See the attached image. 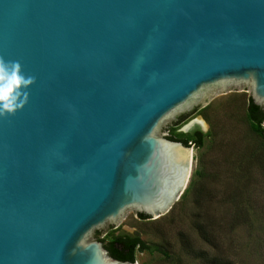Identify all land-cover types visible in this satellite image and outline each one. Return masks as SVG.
Masks as SVG:
<instances>
[{"label": "water", "instance_id": "1", "mask_svg": "<svg viewBox=\"0 0 264 264\" xmlns=\"http://www.w3.org/2000/svg\"><path fill=\"white\" fill-rule=\"evenodd\" d=\"M0 57L36 78L0 118V264H137L94 236L178 201L169 126L232 95L264 122V0H0Z\"/></svg>", "mask_w": 264, "mask_h": 264}, {"label": "rangeland", "instance_id": "2", "mask_svg": "<svg viewBox=\"0 0 264 264\" xmlns=\"http://www.w3.org/2000/svg\"><path fill=\"white\" fill-rule=\"evenodd\" d=\"M248 100L232 95L172 123L165 138L189 143V134L200 129L183 133L184 125L193 119L207 125L202 147L190 145L191 169L180 198L157 219L126 214L95 241L106 243L110 233H125L167 253L135 251L137 264H264V138L251 131Z\"/></svg>", "mask_w": 264, "mask_h": 264}, {"label": "trees", "instance_id": "3", "mask_svg": "<svg viewBox=\"0 0 264 264\" xmlns=\"http://www.w3.org/2000/svg\"><path fill=\"white\" fill-rule=\"evenodd\" d=\"M246 111L252 133L258 138H264V129L262 128V124L264 122L258 115L251 99L248 100ZM206 136L207 135L202 134V132L196 129L189 134L191 144L189 143L188 139L180 140L173 137H167V139L174 142H180L185 147H189L193 144L194 147L200 148L203 144V138ZM197 194L199 195L200 193L197 192ZM197 232L203 242L207 243L208 245L211 243L209 237L204 234L203 229L197 228ZM109 238L110 240L106 243L100 239H97V241L102 243L103 248L107 251L111 258L120 262H134L135 251L148 252L150 254L156 253L164 257L167 256V253L161 248L154 245H147L137 235L131 236L125 233L115 234L112 232L109 234Z\"/></svg>", "mask_w": 264, "mask_h": 264}, {"label": "clouds", "instance_id": "4", "mask_svg": "<svg viewBox=\"0 0 264 264\" xmlns=\"http://www.w3.org/2000/svg\"><path fill=\"white\" fill-rule=\"evenodd\" d=\"M36 78L23 72L19 61H5L0 57V118L14 116L29 100L28 89Z\"/></svg>", "mask_w": 264, "mask_h": 264}, {"label": "bare ground", "instance_id": "5", "mask_svg": "<svg viewBox=\"0 0 264 264\" xmlns=\"http://www.w3.org/2000/svg\"><path fill=\"white\" fill-rule=\"evenodd\" d=\"M194 123H196V124H198L199 126H201V128H202L203 130H206V129H207V127L204 125V123H203L200 119H195V120H194Z\"/></svg>", "mask_w": 264, "mask_h": 264}]
</instances>
